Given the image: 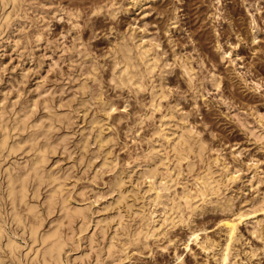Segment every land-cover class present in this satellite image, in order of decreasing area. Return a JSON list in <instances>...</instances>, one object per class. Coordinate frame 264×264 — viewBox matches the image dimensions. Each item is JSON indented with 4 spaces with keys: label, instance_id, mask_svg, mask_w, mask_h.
Instances as JSON below:
<instances>
[{
    "label": "rangeland",
    "instance_id": "obj_1",
    "mask_svg": "<svg viewBox=\"0 0 264 264\" xmlns=\"http://www.w3.org/2000/svg\"><path fill=\"white\" fill-rule=\"evenodd\" d=\"M83 1L16 0L14 5L11 1H7L6 4L0 1V113H3L7 121L6 127L0 128V142L5 130L8 129V142H10L7 143V148H0V214L2 215L0 217L5 232L1 245L6 240V235L13 236L20 245L16 253L19 252L15 256L19 259L5 256L4 262L18 264L23 259L27 261L33 250L30 249L29 254L24 257L31 245L29 229L12 220L9 213L11 205L6 196V175L32 156L27 143L22 146L15 143L17 138H21L20 134L25 132L21 131L18 135L12 127L13 118L21 116L24 110L32 114V121L39 118L45 121L49 114L56 112L70 119H65L68 126L56 123L52 127L51 136L58 139L59 144L52 153H49L46 161L47 169L55 167L56 170L60 165L59 170H65L68 176L66 187L69 189L72 203L79 206L82 204L85 208H83L85 210L83 217L73 223V233L63 226L64 229L66 228L65 231L68 230L66 233L69 239L62 251V260L65 264H109V256L102 254L101 260H97L94 251L96 247L100 249L107 242L115 226L108 225L109 230L106 228L105 235L102 236L104 218L116 214L112 208L115 192L110 189L113 182L110 177L118 175L116 170L120 169L119 172L122 168L127 170L129 165L126 164V158L131 159L130 155L145 147L146 138L150 135L153 123L161 113L160 110L163 111L168 102L171 104L178 102L179 111L176 113L187 112L188 123L190 125L195 123L193 129H201V135L206 136L208 148L204 154L214 155V150H219L223 153L224 160L229 163V167L236 169L232 172L242 176L239 175V178L232 183L226 180V186L228 184L231 186L221 189L218 196L212 194L211 198L214 201L199 200L198 205L193 209L192 220L180 221L174 226L167 225L168 228L166 226L163 229L162 235L160 233L157 238L152 237L153 239L149 237L150 240L147 239L146 244L139 242L133 245L134 248L130 250L132 252L129 251L128 257L112 263L218 264L217 253L222 247L225 235L223 228L225 225L222 221L229 220L233 215L231 218L237 223L235 222V236L231 241L230 255L226 263L232 264V261L233 264H264V243L255 232H251L253 226L258 225L257 218L261 216L264 218V200L261 203L256 201L264 194V127L262 126L264 120L261 121L262 123L255 121L252 114L254 108L264 114V0L260 2L259 0H146L147 3L142 2L144 5L141 3L140 6L134 3L135 0ZM95 1L100 2L102 8L94 12L91 9ZM107 9L111 11L114 9L115 12L109 13ZM5 14H8L7 19L4 18ZM250 14L256 16L254 17L257 21L254 24ZM129 27L135 29H128ZM77 29L80 31L79 36L76 33ZM135 30L147 33L145 39L150 40V37H154V40L150 41L159 42L156 50L160 52L163 60L167 62L173 60V48L176 51V59L188 57V60H191H189L190 64L192 63L191 74L194 78L188 81V75L185 73L182 75L179 65L173 63L171 70L165 76L171 85H169L170 92L162 99L163 107L155 110L153 116L143 122H140L139 117L147 108L144 101L148 97V89L136 93L127 85L116 86L114 80L110 79L112 45L120 42L123 35L129 38L130 32L135 33ZM253 32L257 36L256 39L251 40L250 36ZM218 43L227 51L223 56L222 48L218 47ZM118 67L119 65L116 66V70ZM210 70H214L222 79L218 87L211 83L208 75ZM255 81L260 83L257 87ZM82 82L86 92L81 86ZM99 98L112 101L113 107L112 111L109 110L111 111L108 113L109 117L102 109H98ZM97 118V124L92 122ZM97 128L102 129L104 138L112 137V140L106 142L105 148H102L103 151L93 141ZM250 129H253L255 134H250ZM27 130L29 127L26 128ZM84 136L90 139L86 149L81 147ZM12 143L15 149L9 148ZM109 148L112 153L110 159L108 158L110 162L102 163L106 153L104 151ZM184 162L186 160H183L182 164ZM217 164L219 168L221 164L219 162ZM131 165L132 163L130 167ZM194 168H197V164ZM192 174L193 171L180 173V183L175 184V191H178L182 184L193 185ZM133 175L136 173L134 172ZM124 178V185L129 186L130 178L127 172ZM256 178L259 180L257 181ZM43 190L44 188L41 187L40 197L34 196L31 189L28 193L29 202L36 203L42 212L44 209L40 200L43 198ZM226 194H229L228 197ZM141 200H133V206L141 205ZM228 202L231 212L228 208L219 205ZM233 211L235 214L232 213ZM236 211L242 213L240 221L238 218L241 216L237 217ZM55 212L56 210L43 213V227H48L52 219L55 221L57 215ZM244 214L246 217L243 216ZM87 225L89 228L85 230ZM190 225L204 227L197 231L199 238L194 240L195 242L191 241L192 238L187 240ZM90 230H92L94 248H91L90 244ZM85 240L90 242L86 243ZM69 243L71 245L74 243L76 248ZM250 251L255 253L249 256ZM0 252H2L1 248ZM176 255L181 258L176 259Z\"/></svg>",
    "mask_w": 264,
    "mask_h": 264
},
{
    "label": "bare ground",
    "instance_id": "obj_2",
    "mask_svg": "<svg viewBox=\"0 0 264 264\" xmlns=\"http://www.w3.org/2000/svg\"><path fill=\"white\" fill-rule=\"evenodd\" d=\"M0 1L2 4H6L7 1L8 2L11 1L13 3V5L16 2V0H0ZM100 1H102V0H100ZM76 2H78V1H76ZM142 2H146V0H135L134 3L138 4L140 6V4ZM259 2H260V0H259ZM259 2H256V3H259ZM82 3H80V4H82ZM101 8H102L101 3L95 1V4L92 6L91 10L95 12V11H99ZM257 8H258V6H257ZM107 11L109 13L113 14L114 9H112V11L107 9ZM254 16L251 15V21L253 22V24L257 21L255 19L256 16L255 17ZM95 17H96V15H95ZM4 18L7 19L8 14L7 15L5 14ZM253 24H252V26H254ZM128 29H135V28L129 27ZM153 31H155V30H153ZM76 33H77V36H79L80 31L77 29ZM130 35L131 36L129 38L124 37V35L123 36L121 35L122 40L120 42H118L116 45H112V47H111L112 50L110 51L111 52L110 54L112 56V62H111L110 79L114 80V84L116 86L118 84L119 85L121 84L122 87H123V85H127L131 90H133L136 93L139 91H142L146 88L148 89V97L144 101V104H145V106H147V108H146V110H143V113H141V115L139 117L140 122H143V121H145L146 118H151L153 116V112L155 110H159L161 107H163L162 106V102H163L162 99L165 98L168 95V93L170 92L169 85H171L168 83L169 81H167L165 76H166V73L171 70L173 63L179 65L181 71L183 72L182 75L184 73L188 75V77H187L188 81H192L191 79H194V78H192L193 74H191V69H192L191 64L192 63L190 64L191 60L189 59L190 60L189 61L188 57L179 58L177 56L179 58V60L177 61L178 58L176 59V57H175L176 51L174 48H173V57L174 58H172L173 60H171V62H167V60H163V58H161L160 52H158L156 50V46L159 45V42L156 41L153 43L150 41L151 39L154 40V37H150L151 38L150 40L145 39V35H147V33H144L140 30H135V33L130 32ZM256 36L257 35L254 32L251 33V36H250L252 38L251 40L256 39ZM218 47H221V44H219ZM206 52H207V50H206ZM226 52L227 51L224 50V48H222V56ZM162 57H164V56H162ZM117 65H119V67L116 70ZM156 68L158 69L157 71H156ZM206 72L207 71H205V73ZM208 75H209V78L211 80V83L214 86L218 87L220 85L221 80H222L220 78V75L216 74L214 70H210V74H208ZM192 83H190V84H192ZM112 84H113V82H112ZM258 84H260V83L256 82V87L258 86ZM81 86H82L83 90L86 89V88H84L83 82H82ZM119 87H121V86H119ZM172 89H173V87H172ZM97 102H99V104H100L98 109H102L104 111V113H106L107 115H108V113H110L112 111L111 110V108L113 107L112 101L108 102L102 98H99V100ZM245 102H246V100H245ZM34 103H35V101H34ZM177 104H178V102L177 103L175 102L174 104H171L168 102L165 106V109H163V111L160 110L161 113H160L157 121L154 123L152 122L153 127L151 128L150 135L146 138L145 147H143L139 151H136L134 154L130 155L129 157L131 159L126 158L127 159L126 164L129 165V167H127V170L120 167V168H122L120 172H119L120 169L116 170V171H118L117 172L118 175L116 174V176L113 178L110 177L111 179H113V182L112 183L110 182L112 184V187L109 184L110 189H112V192H115V195H114L115 199H114L112 208L116 211V214L108 216L107 218H104L105 225H104L103 230H101L102 236L105 235L106 228H108V225L110 226V224H113L115 226H114V230L112 231L113 233L109 236V239L107 240V242L100 249H98L96 246H95L96 247L95 251L93 249V251L95 252V255H96L95 257L97 260H101V257H102L101 255L104 254V255L109 256V258H110L109 264H113L112 262L117 263V261L122 260L125 257H128L127 255H129L128 254L129 251L131 249L133 250V248H134L133 245H135L139 242L146 244V240L149 239V237H151V238L156 237L160 233L162 235V233H164L163 229L167 225L172 224L174 226V224L175 223L177 224V222H180V221L184 222V221L192 220L193 209L198 205L199 200H200V202L201 201H203V202L207 201L208 199L213 200L211 198L212 194H217V196H218L220 194L221 189L227 188V186L230 185V184H228L226 186V184H227L226 180L231 181V183H232V181H236L237 178H239L240 174L236 175L233 173L236 169H234V168L232 169V167H229V165H228L229 163H227V160L226 161L224 160L223 155H222L223 153H221L219 150H217V149L214 150L215 154L212 152L214 155H205L206 154L205 151L208 148V142H207V139L205 138L206 136L203 137L201 135V132H202L201 129H199V128L193 129V126L195 127V125H194L195 123L193 125H190V123H188L189 121H188V113L187 112L181 111L178 114L176 113L177 111H179V109L177 108ZM109 110H111V111L109 112ZM32 111H34V110H32ZM32 111H30V112L32 113ZM252 114L255 117V121L257 120L258 122H261L264 120V114L262 112L259 113L256 110V108L253 109ZM100 115H102V114H100ZM31 116H32V114H30L28 111L23 110V113L21 114V116H17L15 118H13L12 127H13V129H15L17 131L18 135L21 131L25 132V133L20 134L21 138H17L15 140V143H18V145H20V146H22V144L27 143V145H28L27 148L32 151V156L29 158L28 161H25V163H23L21 166L14 169L13 171L8 168L12 172H9L8 175H6L7 178L5 179L6 180V188H5L6 189V196L8 198L10 205H11L9 208L10 209L9 213L12 217V220H14L17 223L22 224L24 227L29 229L28 233H29V237L31 238V245L29 246L28 250L25 252L24 257L29 254L30 249L31 250L33 249L32 255H30L28 257L27 261L26 260L24 261V259H23L22 261L18 262V264H65V262H63V260H62V251L64 250L65 244H67L68 239H69V235L66 232L68 230H70L71 233H73V230H72L73 223H74V221L83 217V215L85 214L84 213L85 208L82 207L83 206L82 204H81V206H79V204L77 205V204L72 203V201H71L72 199H71L70 194H69V189L66 187L68 176L64 172L65 170L63 169L64 171H60L59 170L60 165H58V169L56 167V170H54L55 167L52 169H47L46 161H47V157H48L49 153L50 152L52 153V151H54L59 144L58 139H54L53 136H51L52 127L56 123H59V124L63 123V124H66V126H68L67 123H65V119H69V118L67 116H66L67 118H65V116H63V114H60V113L58 114L57 112L49 114L45 121H43L42 118L41 119L39 118L38 120L35 119L32 121ZM108 117H109V115H108ZM108 117L106 116L107 120H108ZM104 118H102V119H104ZM107 120H104V122L105 121L107 122ZM37 121H39V123ZM92 122H95V123L98 122V118L93 119ZM99 122H101V121H99ZM244 124H245V122H244ZM6 125H7V121H5V117H4L3 113L1 112L0 113V128L6 127ZM196 125H197V123H196ZM262 126L264 127L263 124H262ZM27 127H29V130L26 131ZM55 127H57V126H55ZM11 130H12V128H11ZM202 130H203V128H202ZM5 131L6 132H5V134L3 133L4 135H3L1 142H0V148H2V149L8 147L7 143L10 144V142H8L9 129L5 130ZM95 132H96V134H95ZM95 132H94V135H95L94 138L92 137L94 140L93 139L92 140L98 144V148L101 150L106 145L107 141L112 140V137L104 138L105 135H103V131L101 128H97V130ZM249 133L255 134V131L253 129H250ZM110 136H112V135H110ZM61 139H63V136ZM89 140H90L89 137L86 136L83 140L81 147H84L86 149L88 144H90ZM13 146L14 145L12 143V146L11 147L9 146V148L13 149L14 148ZM17 147H19V146H17ZM107 147H109V146H107ZM214 149H215V147H214ZM102 151H103V149H102ZM232 151H231V153H232ZM104 152H106V153L104 154V158H103L102 163H107V161H109L108 158L110 157V155H112V153H111L110 148L108 150H105ZM100 159H101V157H100ZM183 160L184 161L186 160V162H184L185 165H183L184 163L182 164ZM116 162H117V160H116ZM116 162H114V163L116 164ZM217 162H219L221 164V166L219 168L217 167L218 166ZM130 163H132L131 167H130ZM195 164H197V168H194ZM100 168H102V167H100ZM111 170H109V171H111ZM183 171H186V172L193 171V174L191 175L193 185L190 186L188 183H187L188 185L182 184L180 189L178 191L177 190L175 191V184L180 183L179 182V174L180 173L183 174ZM94 172H95V170H94ZM113 172H114V170H113ZM126 172L128 173V176L130 178V182H129L130 185L129 186H127L126 183H125L126 186L124 185V182H125L124 175L126 174ZM134 172L136 173V175H133ZM235 173H238V172H235ZM255 174H257V173L255 172ZM240 176H242V175H240ZM140 179H141V181H140ZM183 179H185V178H183ZM256 179H257V181L259 180L258 178H256ZM109 181H108V183H109ZM128 181L129 180H127V182ZM141 182L143 183V186H141V184H142ZM108 183H107V185H108ZM41 187L44 188V190H43L44 193L42 195L43 198H42V200H40L42 203L41 206H43V209H44L43 212L41 210H39L36 203L35 204L30 203L31 201L29 202V200H28L29 199V197H28L29 190L30 189L32 190L31 192L34 196L40 197L39 193H40ZM101 192H102V190H101ZM100 194H102V193H100ZM111 194L113 195V193H111ZM228 195L226 197H228ZM37 197H35V198H37ZM90 198H91V196H90ZM30 199H33V198H30ZM138 199H142L141 205H139L137 207L133 206V203H134L133 200H138ZM216 199H218V197ZM1 200H2V198H1ZM35 200H37V199H35ZM263 200H264V194H262L261 197L259 196V199H257L256 201L261 203V202H263ZM107 201H108V199H107ZM91 205H93V204H91ZM219 205H221V207H224V208H228V209L230 208L229 207L230 202H228L226 204L220 203ZM250 205L252 206V204H250ZM207 207L208 206L206 205V208ZM242 208L244 209V207H242ZM261 208H259V209H261ZM54 210H56L55 213L57 214L56 217L54 218L55 221L52 219V223L50 222L49 226L48 227L44 226L45 227L44 228L42 226V223H44L43 222L44 221L43 213L44 214L51 213ZM103 210H105V209H103ZM246 210H247V208H246ZM108 211H110V210H108ZM226 211H228V210L226 209ZM229 211L231 212L230 209H229ZM252 211H255V210H252ZM92 212H94V211H92ZM232 213H234V211ZM236 213H237V211H236ZM247 213H249V212H247ZM241 214L242 213L239 211L237 213V217L241 216ZM245 214L243 216H245ZM253 214L254 213H252V215ZM220 215H222V213ZM226 215L228 216V214H226ZM4 216H5V214H4ZM95 217H97V216H95ZM231 217H233V215H231ZM262 217L263 216H261V218H257L256 224H258V225H254L251 232H253V233L255 232L256 236H258L264 243V218H262ZM98 218H99V216H98ZM194 218H196V217H194ZM230 218H229V220L223 219L224 221H222L223 225H225V227L223 226V228H225V235H224L222 247L217 253L218 254V264H227L226 261L228 260L229 255H230L231 241L234 239V236H235V228H236L237 221H234L235 219L232 220V218L231 219ZM241 218H242V216L239 217L238 220L240 221ZM220 222H221V219H220ZM3 224H4L3 220H1V217H0V248L2 249V252H0V264H9V262L5 263L3 258L5 256H7V258L8 257L9 258L15 257L17 255V253L19 252L18 251L16 253V251L18 250L17 247H18L19 243L13 238V236L11 237L10 235H6V240H4V242L2 241L3 243L1 245V239L3 238V235L5 233ZM95 224H96V222H95ZM89 225H91V224H89ZM89 225L85 226L84 229L85 230L88 229ZM186 225H187V223H186ZM11 226H12V224H11ZM63 226L66 227L68 230L65 231L66 228L64 229ZM78 226H80V225H78ZM169 226H171V225H169ZM167 228H168V226H167ZM200 228H204V227L191 226L189 228L187 240L192 238L193 240H191V241H194V240L196 241L197 238H199L198 237L199 234L197 231L200 230ZM92 230H90L89 232H91ZM108 230H109V228H108ZM83 232H85V231H83ZM87 232H88V230H87ZM71 233H69V234H71ZM80 233H82V231ZM23 234H24V232H23ZM75 236H77V235H75ZM89 236H90V241H91V243H90L91 248H94V247H92L94 244V243H92L93 242L92 241V238H93L92 232ZM71 237H73V236H70V238ZM87 237H88V235H87ZM77 238H79V237H77ZM70 241H71V239H70ZM80 242H81V240H80ZM85 242H86V240H85ZM89 242H86V243H89ZM185 242H186V247H188L187 241H185ZM74 243H73V245H71L70 243L69 244L71 246H74V248H76ZM198 243L200 244V242H198ZM201 244L203 246V243H201ZM77 245H79V242ZM147 245H149V243ZM77 247H79V246H77ZM77 250L78 249H76V251ZM130 252H132V251H130ZM254 253L255 252L250 251L249 256L253 255ZM84 254H85V252H84ZM179 257H180L179 255L175 256L176 259ZM233 257H234V255H233ZM15 258H18V257H15ZM83 258L84 257H82V259ZM176 259H174V260H176ZM179 260H181V259H179ZM104 262H105V260H104ZM231 263L233 264L232 261H231ZM14 264H16V263H14ZM182 264H184V263H182Z\"/></svg>",
    "mask_w": 264,
    "mask_h": 264
}]
</instances>
